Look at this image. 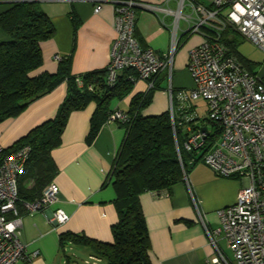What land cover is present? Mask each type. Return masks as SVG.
<instances>
[{"label": "crops", "instance_id": "obj_1", "mask_svg": "<svg viewBox=\"0 0 264 264\" xmlns=\"http://www.w3.org/2000/svg\"><path fill=\"white\" fill-rule=\"evenodd\" d=\"M16 1L0 0V13ZM156 2L176 8L175 0H140ZM210 4L212 0H199ZM174 5H171V4ZM41 8L55 25V35L42 42L44 63L37 73H55L59 58L71 56V71L82 75L107 68L111 60V46L116 37L115 7L113 0H41ZM100 10L95 12V7ZM183 22V23H182ZM174 17L165 16L136 7L135 35L144 47L164 55L169 52L175 31ZM187 23L179 22L176 32L177 50L172 63L174 92L194 86L188 69L190 50L202 41L201 34L187 35ZM9 36L0 28V42ZM255 69V65H254ZM257 71V70H255ZM264 74V71H257ZM133 90L123 98H115L112 108L129 113L135 96L149 91L147 82L136 78ZM170 71H163L157 78L151 103L142 109L144 115H157L169 110ZM68 93L65 80L51 92L32 102L15 118L0 123V142L9 147L32 129L57 116ZM98 102L73 111L62 135L61 145L52 151L58 172L54 181L59 185V199L49 208L28 212L23 207L21 240L29 254L38 255L16 264H57L61 254L60 234L73 232L86 234L99 241L113 242L112 226L118 221L114 203L116 190L112 182L105 185L126 135L125 125L103 122L93 141H88L91 119ZM198 101L192 110L198 112ZM178 124L186 132L183 113L175 103ZM245 181L218 175L212 168L199 163L189 173V182L175 184L171 191H146L141 203L151 238V256L154 264H207L215 253L209 242L204 223L211 230L220 225L219 211L236 202L237 194ZM61 208L70 218L64 224L51 220L53 212ZM224 251L231 255L223 234H218ZM69 245H76L69 243ZM78 246V245H77ZM80 246V245H79ZM92 255V250L80 246Z\"/></svg>", "mask_w": 264, "mask_h": 264}, {"label": "built area", "instance_id": "obj_2", "mask_svg": "<svg viewBox=\"0 0 264 264\" xmlns=\"http://www.w3.org/2000/svg\"><path fill=\"white\" fill-rule=\"evenodd\" d=\"M113 1L117 4L116 37L107 66V84L115 86L120 74L132 69L136 78L146 81L150 89L155 85V78L169 70V110L175 123L174 101H177L187 132L185 150L197 151L201 155L200 162L218 175L245 181L236 202L219 211L220 227L211 230L204 223L215 251L207 264H264V81L260 74L250 72L223 40L225 29L231 28L264 52V0H212L210 4L199 0H175L176 8L140 0ZM138 5L174 17L171 48L164 55L142 46L136 37ZM99 10L100 5L95 7V12ZM181 20L187 23L186 32L201 34L202 41L189 52L187 66L194 86L174 92L172 63ZM78 84L82 86V81L78 80ZM199 99L205 100L207 105L204 120L192 110L193 103ZM130 120L128 112L113 108L106 122L126 126ZM4 149L0 142V264H16L38 255V252L29 254L21 240L23 222L19 203L28 212L43 211L58 201L60 188L53 181L40 198L21 200L19 176L25 170L31 148L26 145L1 157ZM177 150L180 155L178 145ZM184 180L189 182L185 172ZM69 218L65 210L57 208L51 220L64 224ZM218 234H223L231 255L221 247ZM91 259L92 264L101 261L96 256Z\"/></svg>", "mask_w": 264, "mask_h": 264}, {"label": "trees", "instance_id": "obj_3", "mask_svg": "<svg viewBox=\"0 0 264 264\" xmlns=\"http://www.w3.org/2000/svg\"><path fill=\"white\" fill-rule=\"evenodd\" d=\"M40 3L41 0L16 1L0 13V28L9 36L8 40L0 42V123L17 117L32 102L63 81L68 82V93L57 116L5 147L1 155L8 156L26 145L31 148L25 170L19 176V193L23 201L40 198L54 181L58 168L52 151L61 145L70 114L92 101L98 102L88 135V141H93L113 109L112 100L132 92L130 75L136 74L132 69H125L118 83L110 87L106 82L107 68L75 75L71 71V56L59 59L55 73H37L44 63L41 44L55 35V25ZM239 37L240 34L231 28L223 33V40L231 52L250 72L257 74L255 64L238 50ZM260 75L264 81V74ZM158 76L153 88L134 97L124 141L105 181V185L112 182L117 194L114 203L118 221L112 226L113 242L68 231L60 234L61 249L71 242L86 246L93 256L101 259L98 264H154L141 195L146 191H171L175 184L184 181V172L189 175L201 161L197 151L185 150L187 132L178 124L176 113L175 123L170 110L157 115L141 113L151 103L152 93L158 87ZM78 80L82 81V86Z\"/></svg>", "mask_w": 264, "mask_h": 264}, {"label": "rangeland", "instance_id": "obj_4", "mask_svg": "<svg viewBox=\"0 0 264 264\" xmlns=\"http://www.w3.org/2000/svg\"><path fill=\"white\" fill-rule=\"evenodd\" d=\"M171 5L174 4L172 3ZM239 41L240 42L238 43L237 47L240 53L246 58L250 59L253 62L252 64H255V69L257 71H264V52L257 45L246 39L239 37ZM197 101L199 103V117L200 119L204 120L207 110L206 101L203 99H199ZM176 111L177 110L175 107V113L177 114ZM209 127L211 129L213 128L211 123H209ZM89 256L90 254L88 251L79 245H67L65 249H61V254L57 259V264H88L86 261H89V263L92 264L93 261Z\"/></svg>", "mask_w": 264, "mask_h": 264}, {"label": "water", "instance_id": "obj_5", "mask_svg": "<svg viewBox=\"0 0 264 264\" xmlns=\"http://www.w3.org/2000/svg\"><path fill=\"white\" fill-rule=\"evenodd\" d=\"M203 130L206 131V132L208 131V130H207V127H203Z\"/></svg>", "mask_w": 264, "mask_h": 264}]
</instances>
